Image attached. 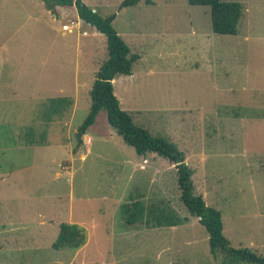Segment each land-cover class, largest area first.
I'll use <instances>...</instances> for the list:
<instances>
[{
    "label": "rangeland",
    "instance_id": "obj_1",
    "mask_svg": "<svg viewBox=\"0 0 264 264\" xmlns=\"http://www.w3.org/2000/svg\"><path fill=\"white\" fill-rule=\"evenodd\" d=\"M94 1L102 4L93 7L98 15H116L115 30L137 31L129 40L140 56L133 78L124 90L113 86L120 108L150 137L188 156L195 192H206L207 205L220 212L230 246L264 257V167L257 169L255 158L257 151L264 154V122L254 121L264 109V0H221L242 5L235 36L213 33L209 8L186 0L121 10L123 0ZM8 13L0 10V65L13 67L14 83L0 84V97L15 96L2 102H18L25 114L15 122L0 116V132L8 124L15 136L26 127L43 128L41 101L59 96L58 77L72 74L76 60L81 75L90 79L92 73L88 57L76 52L75 33L58 36L49 21L33 31L32 19ZM98 36L102 48L105 38ZM51 46L57 48L50 53ZM38 65L49 83L34 73ZM77 107L74 116L49 124L47 145L0 148V264H222L224 254L212 256L207 233L180 201L174 166L150 154L148 168L143 163L135 170L139 156L108 126L104 112L86 133L91 142L78 146L73 132L89 111L88 93ZM10 112L18 110L2 115ZM68 137L62 152L57 145ZM130 200L188 221L172 229L128 225L120 210ZM65 223L82 230L85 241L76 251L51 247Z\"/></svg>",
    "mask_w": 264,
    "mask_h": 264
},
{
    "label": "trees",
    "instance_id": "obj_2",
    "mask_svg": "<svg viewBox=\"0 0 264 264\" xmlns=\"http://www.w3.org/2000/svg\"><path fill=\"white\" fill-rule=\"evenodd\" d=\"M49 10L56 6L75 7L78 17L85 24L94 28L103 35L106 41V59L95 74V80L89 92L90 108L77 129V133L85 135L88 129L94 125L99 113L104 112L108 126L121 137L123 142L131 146L137 156L145 157L148 154H156L166 158L174 165L177 175V186L180 191V201L191 216L197 218L198 223L208 235L210 253L216 257L218 252L224 254L222 264H264V257L257 255L248 248H233L223 233V221L219 211L206 204L203 196L196 194L192 180V170L185 162L184 154L176 145L160 138H152L149 134L136 127L130 115L120 108L119 101L114 95L112 80L118 76L132 75L133 65L139 59V55L131 53L127 44L118 35L113 27L116 17L112 14L102 17L85 5L82 0H40ZM191 6H205L209 8L212 32L218 35L235 36L238 32V23L242 17V5L237 2H223L221 0H186ZM139 0H123L118 9L129 8L137 5ZM151 4L150 0H146ZM42 110L38 109L42 127L36 131L34 127H26L18 135L13 134V128L3 124L11 130L2 129L0 132V148L2 150L18 146L37 147L47 145V130L51 122L59 121L66 115H70L72 99L49 98L41 101ZM18 102H0V116L25 114L24 109L18 108ZM15 106L18 112L2 115L3 110H9ZM13 110V109H12ZM32 117L36 114L29 112ZM28 116V115H22ZM36 116V115H35ZM34 122L31 121V124ZM12 125V124H11ZM32 126V125H31ZM3 127V126H2ZM1 127V128H2ZM13 127V125H12ZM20 131V130H19ZM18 131V132H19ZM3 145V146H2ZM120 214L126 217L128 225L143 224L148 228L176 227L184 225L188 220L179 217L175 212L164 209L156 210L153 206L146 207L141 201L130 200L121 205ZM82 230L74 224H61L56 239L51 244L53 250L76 251L84 244Z\"/></svg>",
    "mask_w": 264,
    "mask_h": 264
},
{
    "label": "crops",
    "instance_id": "obj_3",
    "mask_svg": "<svg viewBox=\"0 0 264 264\" xmlns=\"http://www.w3.org/2000/svg\"><path fill=\"white\" fill-rule=\"evenodd\" d=\"M82 2L85 5H87L88 7H90L91 9L94 6L102 5L100 3V1L96 2L94 0L89 1V3H87V4H86V0H82ZM142 4H147L146 0H145V2H142L141 0H139V3L135 6L142 5ZM151 4H153L152 1H151ZM151 4H147V5H151ZM0 10L1 11L2 10L8 11L9 16L19 13L20 15L25 17V19H32L34 21V28L32 27L33 31L36 28L35 26L39 25L42 27V26H44L42 23L45 24V22L49 21L51 23L49 25L50 30L55 32L58 36L66 38V37L72 36L74 33L76 34L75 35L76 40H77L76 52H77V54H79L81 52L84 56L86 55L88 57V59H86L85 65L87 67H90V70L87 72L92 73L91 78L87 79V76H86L87 74L85 76L81 75V73L84 74V70L79 68L77 60H76V66H75L72 74L67 73L66 78H61L60 75L57 73V71L55 72V74L59 75L57 83H59L60 86H57V90H56L58 95H59L58 97L72 99V106H71V112L70 113L72 116H74V113L76 112V110L78 108L77 105H78V100H79L81 93L84 92V93H88V95H89L92 84L95 80V74L97 73L101 64L106 59V57H105L106 41H105V44L103 45V47L100 48L99 43H103V40H102V42H101V40H98L99 38H102V37L98 36L99 33L97 32L98 33L97 34L94 31H93L94 33H91V32L89 33L87 30H83V25L90 27L92 30L94 28L85 24L83 21H81L79 19L75 7L68 8V7L56 6L53 10H49L45 7V4L39 0H0ZM92 10L94 12L96 11L95 8H93ZM104 17H107V16H104ZM69 22L74 23L75 27H73L70 32L61 31L62 25L68 24ZM116 32L122 38V40L127 44L128 47L131 46L130 42H132L133 38L137 35V33H136L137 31L134 28L131 29L129 33H124V32H120L117 30H116ZM125 36L128 38V40H124ZM81 38H85L86 40L80 42ZM129 40H130V42H129ZM54 47L57 48V46L47 47L49 49L50 53L52 52V48H54ZM129 49H130V47H129ZM4 50H5L4 46L1 45L0 51H4ZM130 51L133 54H137L135 52H132L131 49H130ZM139 59H140V56H139ZM42 65H43V63H41V66ZM41 66L40 65H38L37 67L34 66L33 67L34 73L37 74L40 78H46V80H45L46 83H49V80L47 79L48 75L45 73L43 74L44 69ZM14 71L15 70L13 69V67L11 65H9L7 62L5 63V65H3L1 63V65H0V84H13L14 83V80H13ZM48 73L51 74L50 71H48ZM133 75L134 74H133V70H132V75H130V76H118L112 80V85L114 86V85H117V83H119L120 86H122V89L124 90L125 89V82L129 81V79L133 78ZM118 92H119V90H118ZM14 97L15 96H8V98H3V99H1L2 97H0V102H2L3 100H13V99H15ZM245 113H247V112H245ZM254 121H257V123H259V124L264 122V109H258V111H256L254 113ZM73 133H77V130H75ZM66 139H67L66 144L57 145L58 147L60 146V150H62V152L64 149H66V147L68 145H70L69 137ZM86 140L87 141L89 140V142H91V137L88 134H85L82 136L81 145H83ZM46 147L50 148V146H46ZM51 147H53V146H51ZM148 155H150V154H148ZM148 155H146L145 157H138L140 160H134L133 161V165H134L135 170L138 169L136 167L137 164L142 165L143 163L144 164L146 163L145 167H146V169L148 168V166H149V159L147 157ZM255 158L260 159V164L258 165V163H257V166H256L257 169H261L262 167H264V159H263L264 154L257 151ZM188 161H189L188 156H185V162L188 163ZM146 169L144 168V170H146ZM204 194L206 195V192ZM204 194H203V198H204ZM206 204H207V202H206ZM255 217H257V215ZM222 221H223V219H222ZM168 228L172 229L174 227H168ZM223 229H224V223H223ZM223 233H224V230H223Z\"/></svg>",
    "mask_w": 264,
    "mask_h": 264
},
{
    "label": "built area",
    "instance_id": "obj_4",
    "mask_svg": "<svg viewBox=\"0 0 264 264\" xmlns=\"http://www.w3.org/2000/svg\"><path fill=\"white\" fill-rule=\"evenodd\" d=\"M73 27H75V24L69 22L68 24L62 25L61 31H63V32H67V31L70 32Z\"/></svg>",
    "mask_w": 264,
    "mask_h": 264
},
{
    "label": "water",
    "instance_id": "obj_5",
    "mask_svg": "<svg viewBox=\"0 0 264 264\" xmlns=\"http://www.w3.org/2000/svg\"><path fill=\"white\" fill-rule=\"evenodd\" d=\"M81 138H82V135H80L79 133H76V139H77L78 146H80L82 143Z\"/></svg>",
    "mask_w": 264,
    "mask_h": 264
}]
</instances>
